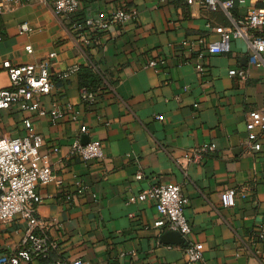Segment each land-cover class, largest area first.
I'll return each instance as SVG.
<instances>
[{
	"label": "crops",
	"instance_id": "obj_1",
	"mask_svg": "<svg viewBox=\"0 0 264 264\" xmlns=\"http://www.w3.org/2000/svg\"><path fill=\"white\" fill-rule=\"evenodd\" d=\"M234 3L236 19L264 7V0ZM119 8L137 14L107 30L83 24ZM23 22L32 26L31 33L20 34ZM232 23L223 9L187 0H80L67 18L40 0H20L0 13L4 85L9 83L5 60L39 63L57 53L50 66L54 86L42 97V107H58L63 117L53 123L16 106L0 112V136H23L24 118L32 120L44 138L42 152L51 153L53 171L62 179L61 185L38 189L42 232L53 245L49 257L82 258L85 264H264V136L255 155L243 154L241 145L249 113L264 106V61L241 38L232 41L228 53L206 49L219 38L212 27ZM151 60L158 65L150 66ZM74 65L93 66L103 75L95 100H83L80 71L67 79L58 76ZM232 68L247 69L248 78L230 75ZM83 125L87 134L80 132ZM76 139L101 141L104 158L84 161L73 154ZM206 144L215 150L200 162L187 160L191 150ZM168 182L181 184L189 198L185 214L193 230L185 244L163 241L154 226L153 200H128ZM232 187L246 188L247 195L226 206L223 192ZM27 228L20 218L0 225V256L24 246ZM188 242L199 245L202 261H187Z\"/></svg>",
	"mask_w": 264,
	"mask_h": 264
},
{
	"label": "built area",
	"instance_id": "obj_2",
	"mask_svg": "<svg viewBox=\"0 0 264 264\" xmlns=\"http://www.w3.org/2000/svg\"><path fill=\"white\" fill-rule=\"evenodd\" d=\"M6 4H0V13L10 10L20 0H6ZM44 4L52 6L55 15L59 18H67L74 14L80 7V0H40ZM189 4H198L204 9H223L232 20V25H217L212 27L219 35L217 40L206 44L210 54L228 53L231 51V43L235 39H244L253 55L262 62L264 59V7L251 8L241 18L233 17L234 0H187ZM136 11L116 9L110 16L105 17L101 13L85 19L84 25L90 30H107L114 24H121L136 16ZM32 26L28 22L20 25V34L31 33ZM3 32L0 26V40ZM199 43H205L203 38ZM28 53L33 52L31 44L26 45ZM57 56L56 52L49 54V58L39 63L13 64L10 60L3 62L7 72L8 81L4 85L0 81V112L16 106L20 110L36 112L46 116L51 122L56 123L63 117L60 108L55 107L48 111L42 107V97L49 94L54 86V80L50 73L51 58ZM150 66L156 67L158 62L151 60ZM80 70L74 65L58 76L67 79L71 74ZM230 75L238 76L245 80L248 71L244 68H232ZM82 97L86 102L95 100L96 94L82 89ZM23 123L28 132L23 136L8 137L0 136V225L10 222L15 218L27 221L28 228L23 239L24 246L15 252L0 256V264H22L31 262L36 258H45V264H85L82 258L65 259L62 257H49L52 243L47 235L42 232L44 224L38 215L39 205L43 202V196L39 192L41 185L50 183L62 184V179L54 173L50 159V152H42L44 138L40 133L33 130L30 118H24ZM247 134L241 142L242 153L255 155L262 150L261 138L264 136V106L253 110L246 119ZM81 133L87 134L89 128L85 125L80 128ZM215 150L214 144H206L195 148L187 155L189 162H200L207 152ZM54 152L58 148L53 149ZM72 153L80 156L84 161L104 158V149L101 141L90 140L82 143L76 139L72 144ZM137 178H142L138 173ZM78 185L81 186L80 182ZM246 188L232 187L224 190L223 201L226 206H233L238 196L245 197ZM154 201L158 217L154 226L162 233L178 231L185 238L193 230L192 224L185 214V207L189 198L184 194L181 184L168 182L154 184L144 189L137 195L129 197V202ZM260 237H264L261 232ZM185 257L189 262L203 260V252L196 242H188L184 247ZM145 264H153L147 262Z\"/></svg>",
	"mask_w": 264,
	"mask_h": 264
},
{
	"label": "trees",
	"instance_id": "obj_3",
	"mask_svg": "<svg viewBox=\"0 0 264 264\" xmlns=\"http://www.w3.org/2000/svg\"><path fill=\"white\" fill-rule=\"evenodd\" d=\"M85 20L83 21L84 24ZM80 84L82 88L88 91L96 92L100 84L103 82V75L98 72L93 66L80 68Z\"/></svg>",
	"mask_w": 264,
	"mask_h": 264
},
{
	"label": "water",
	"instance_id": "obj_4",
	"mask_svg": "<svg viewBox=\"0 0 264 264\" xmlns=\"http://www.w3.org/2000/svg\"><path fill=\"white\" fill-rule=\"evenodd\" d=\"M87 142H85V143H87ZM162 239L166 243H173V244H185L186 243L185 238L178 231L164 232L162 235Z\"/></svg>",
	"mask_w": 264,
	"mask_h": 264
}]
</instances>
